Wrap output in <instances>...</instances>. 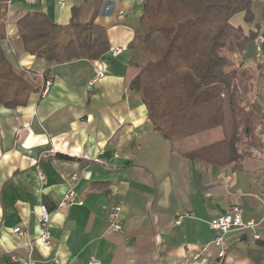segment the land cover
I'll use <instances>...</instances> for the list:
<instances>
[{"label":"crops","instance_id":"0c3cea01","mask_svg":"<svg viewBox=\"0 0 264 264\" xmlns=\"http://www.w3.org/2000/svg\"><path fill=\"white\" fill-rule=\"evenodd\" d=\"M84 1L12 0L11 40L23 49L17 17L41 11L66 25L72 8ZM143 2L95 0L96 22L111 45L101 61L56 64L24 52L16 63L10 58L39 75L46 71L53 86L46 96L32 94L25 107L0 106V264H217L222 250L223 264H264V222L255 231L228 234L223 248L213 243L219 233L208 224L233 207L243 210L246 221L264 218V159H246L238 169L186 158L221 140L220 133L212 134L217 129L171 143L154 130L140 95L128 86L136 75L128 44L140 26ZM263 6V0L255 2L254 23L238 14L232 24L264 36ZM257 39L238 62L255 72L252 99L264 114V43ZM116 48L123 49L119 56L112 55ZM99 68L105 76L91 85ZM73 186L83 205H61ZM45 199L54 207L50 248L39 241ZM114 205L122 208V232L109 227ZM17 227L22 237L14 233Z\"/></svg>","mask_w":264,"mask_h":264},{"label":"trees","instance_id":"16d2710c","mask_svg":"<svg viewBox=\"0 0 264 264\" xmlns=\"http://www.w3.org/2000/svg\"><path fill=\"white\" fill-rule=\"evenodd\" d=\"M10 1L0 0V106L14 110L27 106L43 80L16 66L3 48L11 40ZM255 2L144 0L140 26L128 44L129 64L136 70L128 86L140 95L156 132L174 143L221 129V140L184 154L207 167L241 169L246 159H264V114L252 99L256 74L238 62L259 30L246 33L231 22L244 14L246 24L254 23ZM94 4L87 0L73 7L66 25L41 11L20 16L16 29L24 53L56 64L101 61L111 45L106 28L96 22ZM45 204L53 211L48 199Z\"/></svg>","mask_w":264,"mask_h":264},{"label":"built area","instance_id":"2783aa9c","mask_svg":"<svg viewBox=\"0 0 264 264\" xmlns=\"http://www.w3.org/2000/svg\"><path fill=\"white\" fill-rule=\"evenodd\" d=\"M39 1L40 0H27V2L32 5L38 4ZM64 1L65 0H59V4H62ZM11 2L12 0L10 1V3ZM121 14H123V12H121ZM257 43L258 44L264 43L263 35L258 36ZM122 52H123L122 48H116L112 51V55L119 56ZM39 76L43 80L40 93L42 96H46L50 92L53 86V78L51 76H45L43 72ZM104 76H105V71L99 68L96 76L91 80L90 84L91 85L96 84ZM41 178L44 179V176L42 174H41ZM72 180L76 181L77 176L76 175L72 176ZM77 199H78V194L75 190V186H73L65 195L61 205H64V206L74 205V204L83 205V201L81 199H78V200ZM121 212H122V208L120 205H114L110 208V211L108 214L109 227H110V230L114 232L123 231ZM243 213L244 212L241 208L233 207L230 212L213 217L212 219L209 220L208 224H209L210 229L219 233V236L213 242L217 247L223 248L225 237L228 234L232 232L244 233L247 231H255L264 222V218L260 221H257V220L246 221L244 219ZM50 222H51V213L49 212L46 206H42L41 216L38 220V223L42 229V234H41L39 241L48 248H50L53 244L52 236L48 232ZM14 233L21 237L24 235L22 228L20 227L15 228ZM253 238L255 240H259L261 236L256 233L254 234ZM28 246L31 248L30 243H28ZM225 257H226L225 251L222 250L219 253V261L217 262V264H223V260L225 259ZM12 259L15 260V257H13ZM54 262L55 264H60L59 260L57 259ZM20 264H41V262L33 260V259H29V260L20 261ZM88 264H101V262L97 260H91Z\"/></svg>","mask_w":264,"mask_h":264},{"label":"rangeland","instance_id":"374dc122","mask_svg":"<svg viewBox=\"0 0 264 264\" xmlns=\"http://www.w3.org/2000/svg\"><path fill=\"white\" fill-rule=\"evenodd\" d=\"M258 1V0H257ZM264 1V0H263ZM11 4V3H10ZM10 4H9V6H10ZM256 11H258V6L256 7ZM9 14H10V10H9ZM19 17H17V19H18ZM12 19V18H11ZM11 19H9L8 18V24L10 23L9 22V20H11ZM17 19L15 20V22L17 21ZM11 22H12V20H11ZM10 39H11V36H10ZM12 42V43H11ZM3 48H4V50H5V52L7 53V55L16 63V57L15 56H18L19 58H21L24 54H23V52L24 51H22L23 49L21 48V46L18 44H16V43H13V41L12 40H7L6 42H5V44H3ZM23 68H25V67H23ZM253 97V96H252ZM214 133H220V135L221 136H223L222 135V131H221V129H217V130H215V131H213V133L212 134H214Z\"/></svg>","mask_w":264,"mask_h":264}]
</instances>
